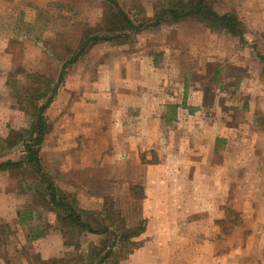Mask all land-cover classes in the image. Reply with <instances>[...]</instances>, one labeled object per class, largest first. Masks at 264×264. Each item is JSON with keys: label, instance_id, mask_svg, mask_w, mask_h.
I'll return each mask as SVG.
<instances>
[{"label": "rangeland", "instance_id": "obj_1", "mask_svg": "<svg viewBox=\"0 0 264 264\" xmlns=\"http://www.w3.org/2000/svg\"><path fill=\"white\" fill-rule=\"evenodd\" d=\"M166 1L116 0L142 30L89 42L70 64L82 40L110 34L106 0H0V163L25 158L23 143L2 142L32 126L46 101L36 96L48 98L57 86L44 112L47 130L38 155L54 184L67 181L46 172L45 162L53 168L71 161L72 171L80 172L69 181L78 185L60 191L77 202L86 221L97 225L111 203L126 224L144 230L150 220L182 225L189 177H227L235 195L220 206L226 213L217 221L220 235L207 238L243 257L253 235L244 221L264 219L254 214L264 212V0L216 3L219 14L239 18L243 38L195 19L151 27L155 8ZM82 167L89 168L84 175ZM12 181L24 194L20 212L33 210L36 220L22 214L25 226L18 229L0 213V264H38L28 230L60 231L59 222L38 205L34 190L46 186L33 168L1 174L0 193L10 192ZM89 203L101 209L89 211ZM257 235L256 246L264 240L263 232ZM101 238L78 234L79 247L57 264L88 263L86 255L100 248Z\"/></svg>", "mask_w": 264, "mask_h": 264}, {"label": "crops", "instance_id": "obj_2", "mask_svg": "<svg viewBox=\"0 0 264 264\" xmlns=\"http://www.w3.org/2000/svg\"><path fill=\"white\" fill-rule=\"evenodd\" d=\"M42 165L46 172H50L51 174V170H54L53 174H59L67 181L66 183L64 181L59 182L56 179L55 185L59 189L68 190L71 188L70 185L73 186V183H76L74 185H78V182H69L74 181L75 174L77 176L80 173L72 171L75 168H71V161L64 165L61 162L59 164L56 162L53 164V168L47 162ZM88 170V167H82L81 175H84ZM1 174L8 175V172ZM186 184L188 185V189L185 194L187 196L185 201L188 203L182 210V225H174L175 221L173 219L170 220V223L164 225L156 224L155 220H150V223L147 224L142 234L135 239L140 243L142 242V245L139 244L138 249L130 254L126 260L121 261L120 264H264V240L257 242V246L254 244L256 241H261L258 239L257 233H264V219H246L244 221L245 225H248L249 222V225L252 226L250 229L253 235L247 237L249 246H247L248 249L246 250L248 251L243 257L238 258L237 251L233 249L228 250L226 248L222 251L221 248H218L217 242L208 240L207 238L209 236L220 235L222 229L217 225V221L222 220L226 214L221 212L220 206L223 207L224 202L227 203L233 199L235 195L233 180L227 177H189ZM196 184L199 185L197 191H195V188H191L192 185ZM214 185L215 187H213ZM208 186L210 187L208 188ZM0 196H2L0 198V213H5V219H3L6 220V224L15 225L18 229H23L25 224L21 219L23 213L20 210L25 207L24 194L15 192L14 182L12 181L11 191L0 193ZM92 199L94 200V196H92ZM208 203H211V206H208ZM89 206L87 207L89 211L101 209L99 207H91V203H89ZM155 212L158 216H163L157 213L161 212V210H155ZM33 213V210L32 214L29 210L30 217L31 215L32 217H29L28 221L35 222L36 219ZM167 214L169 213L167 212ZM254 214L264 217V212L257 211ZM149 216L152 217L155 214L150 212ZM169 216L174 217L172 214ZM142 219L140 217V220ZM127 225L128 227L135 226V224ZM208 233H213V236ZM84 235L88 236L89 234ZM93 244L97 245L95 242ZM30 245L33 253L37 254L36 259L38 261L59 260L64 258L66 253H73L77 249L66 246L61 231L56 229L50 230L47 234L45 233L43 237L36 239ZM226 245H228V241H226ZM30 263L33 264L32 261ZM23 264L28 263L24 260Z\"/></svg>", "mask_w": 264, "mask_h": 264}, {"label": "trees", "instance_id": "obj_3", "mask_svg": "<svg viewBox=\"0 0 264 264\" xmlns=\"http://www.w3.org/2000/svg\"><path fill=\"white\" fill-rule=\"evenodd\" d=\"M111 9L108 13L106 21V37H91L82 40V45L78 54L70 61V64L77 61V59L89 47V42L99 43L102 41L111 42L123 38H128L134 33H139L142 30V25H136L129 16L118 6L116 0H106ZM219 0H169L160 4L155 8L154 19L151 27H157L162 22L178 23L187 19H195L208 25L211 29L225 31L231 36L243 38V27L239 18L233 13L219 14L215 5ZM166 4V5H165ZM90 39V40H89ZM63 70L59 76V82L62 81ZM57 86L52 90L51 95L47 98L46 94L36 96L37 100L45 99V104L38 107V113L35 115V121L29 129L20 132L11 141V136L2 143H8L9 146H16L18 142L23 143L25 158L19 161L8 160L0 163V173L16 172L22 168L29 166L33 168L36 175L44 182L46 188L43 189L41 185L36 187L34 192L39 199L38 205L43 208H48L50 213H55L59 222V229L61 231L64 243L68 247L78 248V243L74 242L75 237L79 234H89L101 238L100 248L98 250L90 251L86 255L87 264H120L121 261L127 259L139 247L138 238L144 231V227L133 226L128 227L125 220L120 217L118 212L114 210L113 204H106L104 207V219L95 221L97 225L93 226L90 223V217L86 216L89 221L85 220L83 211L77 208V202H68L69 194L62 193L54 184V181L43 173L41 167V160L38 152L44 141V135L47 130L44 112L52 103L56 94ZM171 121V120H168ZM26 135V136H25ZM48 177V178H47ZM60 196V197H59ZM32 214V211H30ZM23 215L28 214L29 211L22 212ZM99 215V214H98ZM100 215V216H101ZM30 215L25 216L29 218ZM32 217V215H31ZM30 217V218H31ZM92 221V219H91ZM110 222V226L106 223ZM30 240L35 241L45 235L44 232L37 230H30ZM61 260L38 261V264H57ZM84 262L82 264H85ZM78 264V263H76ZM81 264V263H80Z\"/></svg>", "mask_w": 264, "mask_h": 264}]
</instances>
